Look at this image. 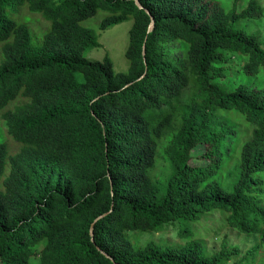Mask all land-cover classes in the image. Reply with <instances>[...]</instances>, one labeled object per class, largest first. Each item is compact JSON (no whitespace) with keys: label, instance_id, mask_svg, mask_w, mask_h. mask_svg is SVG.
<instances>
[{"label":"trees","instance_id":"trees-1","mask_svg":"<svg viewBox=\"0 0 264 264\" xmlns=\"http://www.w3.org/2000/svg\"><path fill=\"white\" fill-rule=\"evenodd\" d=\"M263 14L0 0V264H229L238 248L209 254L192 229L214 212L264 250V43L240 26ZM127 20L126 71L86 57ZM168 229L183 244L131 236Z\"/></svg>","mask_w":264,"mask_h":264},{"label":"rangeland","instance_id":"rangeland-1","mask_svg":"<svg viewBox=\"0 0 264 264\" xmlns=\"http://www.w3.org/2000/svg\"><path fill=\"white\" fill-rule=\"evenodd\" d=\"M258 3L264 12V0H258ZM98 20L99 19H96L94 22H91V25L97 27ZM250 23L255 28H258L260 32L258 34L260 36L258 39L260 42L264 43V14L258 19H254L253 21L245 20L240 24L246 33H250L247 30ZM131 25L132 20H127L106 31L99 32L101 46L89 50L86 53V57L91 60H103L106 55H109L113 61L114 70L116 72L126 71L129 64L125 57V51L128 43V32ZM255 35L257 36V34ZM232 60L231 70L235 66V63L237 68L242 67V64L239 65L237 60ZM159 167L160 170H162L164 166L162 165ZM223 225L220 212H214L208 216H203L199 221L192 223V229L196 238L204 243L209 254L219 252L224 244L230 249L238 248V253L233 256V259L229 264H234L241 260H243V264H264V250L261 249L256 257L251 253L252 249L255 248V245L259 242L258 236L239 234L228 227H223ZM131 236H133L137 245H143V243L151 240L159 244H183L182 239L177 238L175 229H168V232L166 233H135Z\"/></svg>","mask_w":264,"mask_h":264},{"label":"water","instance_id":"water-1","mask_svg":"<svg viewBox=\"0 0 264 264\" xmlns=\"http://www.w3.org/2000/svg\"><path fill=\"white\" fill-rule=\"evenodd\" d=\"M139 7H141V6H139ZM152 18V17H151ZM152 21H153V18H152ZM154 26V22H151V24H150V27L152 28ZM144 50H145V46H144ZM143 55H145V51L143 52ZM102 217H104V215L103 216H100L99 218H102ZM99 218H97L96 220H95V222L99 219ZM93 226H94V224L92 225V228H91V235H93ZM107 258H110V256L109 255H107L106 253H104L103 251H101Z\"/></svg>","mask_w":264,"mask_h":264},{"label":"clouds","instance_id":"clouds-1","mask_svg":"<svg viewBox=\"0 0 264 264\" xmlns=\"http://www.w3.org/2000/svg\"><path fill=\"white\" fill-rule=\"evenodd\" d=\"M136 3H137L138 6H141L138 2H136ZM142 8H143V7L141 6L140 9H142ZM147 12H148V11H147ZM148 13H149V12H148ZM151 19H152V18H151ZM152 22H154V19H153ZM251 26H253V25H251ZM153 28H154V26H153L152 28L150 27V29H153Z\"/></svg>","mask_w":264,"mask_h":264}]
</instances>
